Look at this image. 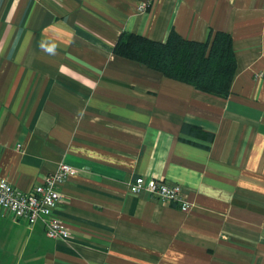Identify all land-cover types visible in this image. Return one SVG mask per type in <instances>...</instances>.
<instances>
[{"label":"crops","instance_id":"crops-1","mask_svg":"<svg viewBox=\"0 0 264 264\" xmlns=\"http://www.w3.org/2000/svg\"><path fill=\"white\" fill-rule=\"evenodd\" d=\"M171 30L230 35L227 97L112 52ZM61 163L69 237L0 215V264H264V0H0V178L29 193ZM138 177L189 210L131 194Z\"/></svg>","mask_w":264,"mask_h":264},{"label":"trees","instance_id":"trees-1","mask_svg":"<svg viewBox=\"0 0 264 264\" xmlns=\"http://www.w3.org/2000/svg\"><path fill=\"white\" fill-rule=\"evenodd\" d=\"M112 52L117 57L155 70L168 79L220 98L229 94L235 73L230 35L212 30H209L204 42L185 40L174 30L169 32L164 42L122 33ZM192 129V126L185 125L182 130Z\"/></svg>","mask_w":264,"mask_h":264},{"label":"built area","instance_id":"built-area-1","mask_svg":"<svg viewBox=\"0 0 264 264\" xmlns=\"http://www.w3.org/2000/svg\"><path fill=\"white\" fill-rule=\"evenodd\" d=\"M145 6L140 5L138 10L144 11ZM76 170L68 164L61 163L56 171L44 178L29 193H22L0 178V215L11 216L16 220L32 226L41 222L48 238L65 240L69 232L55 216V209L62 199L59 188ZM131 194L145 193L153 196L162 203L176 205L186 212L190 204L184 199L179 185L169 184L163 180L136 178L129 185Z\"/></svg>","mask_w":264,"mask_h":264}]
</instances>
